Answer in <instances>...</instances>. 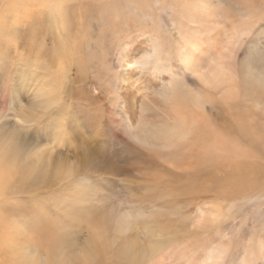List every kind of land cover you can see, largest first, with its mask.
Returning a JSON list of instances; mask_svg holds the SVG:
<instances>
[{"label":"bare ground","instance_id":"bare-ground-1","mask_svg":"<svg viewBox=\"0 0 264 264\" xmlns=\"http://www.w3.org/2000/svg\"><path fill=\"white\" fill-rule=\"evenodd\" d=\"M91 1L81 3V21L105 16V30L72 29L71 10L63 0L54 5L23 2L33 7L28 13L36 24L32 34L36 46L42 22H47L37 17L39 6L58 8L52 20L60 18L64 24L55 50L35 48L34 61L44 58V65L56 66L57 71L81 53L78 82L99 78V95L111 108L109 122L101 97L88 94L83 86L71 94L75 105H68L60 96L67 76L50 73L32 106L55 104L56 117L43 134L32 137L30 163L20 170L29 178L58 175L69 153L60 149L67 143L73 155L82 153L86 159L81 168L67 166L69 175H129L128 182L137 184L131 188L140 192L135 196L152 204H127L132 200L120 193L118 204L108 197L97 198L104 204H92V184L81 177L72 197L65 199L62 215L41 226L39 216L33 219L28 237L23 236L25 224L7 220L0 204V264H236L241 239L225 240L235 221H227L220 207L186 204L181 214L177 204L166 203L176 197L236 202L242 187L264 189V166L258 164L264 163V39L260 38L264 27L257 28L255 43L243 42V36L252 32L250 21L256 25L264 21V0H250L258 18L246 8L247 0ZM22 4L5 0L0 18L4 37L18 35L8 19L17 21L25 13ZM155 5L169 10L171 25L158 16ZM101 40L109 50L104 62L111 56L110 63L105 69L100 63L90 68L96 59L92 48ZM110 67L115 77L104 83L101 77ZM4 142L0 141V198L10 187L20 152L16 143ZM169 190L172 194L166 195ZM192 205L195 212H185ZM261 231L246 242L239 264H264V227ZM82 233L87 235L79 243ZM32 244L46 251V259L40 256L42 250L30 251Z\"/></svg>","mask_w":264,"mask_h":264},{"label":"rangeland","instance_id":"rangeland-1","mask_svg":"<svg viewBox=\"0 0 264 264\" xmlns=\"http://www.w3.org/2000/svg\"><path fill=\"white\" fill-rule=\"evenodd\" d=\"M20 1L21 3H23L22 5L24 7L25 13H21L19 15L20 17L16 19L17 21H14L15 19L13 20V17L8 19L11 26H13L11 28L16 27L19 30L18 31L16 29L18 32L15 33L18 35L14 36L13 34L14 36L13 37L12 34H9V36L4 37L5 31L3 32L4 34L3 35L2 34L3 27L0 26V29H1L0 30L1 32L0 33V141H5L6 142V143L4 142L5 144L16 143L18 146H20L19 147L20 152L17 155L18 165L14 167L16 170L13 168L14 169L13 174L9 182L10 187L6 190L4 195L1 196L0 198V204L4 206L3 208L4 214H5L4 216L6 217L7 220H10L12 223L14 221L23 222L25 224V227L23 229V232H24L23 236L28 237L26 234H29L31 231V228H33L34 226V225L33 226L30 225V224H34L33 219L36 220V218L39 216L40 220L38 222H40V226H41L43 223H45V221L51 222L52 219L54 220L55 218L54 215L55 216L56 214L62 215L63 213L62 206L63 204L66 203L65 199L67 198L69 199L70 197H72V192H75L74 185L77 184V182H79L80 179H82L81 177H83L86 181L90 182L93 186V187L91 186L92 192L89 189L90 190L89 193L91 195L94 194L95 196V200H93L94 196L92 195V199H91L93 200L92 204L93 203L100 204L101 201L97 200V198H100V197L113 198L114 201H116V204H118L119 203V200L117 199V195H119L118 193H120L125 199L128 198L132 200V201H129L127 204H152V203H148L142 198L139 199V197L135 196L136 193H140V192H136L138 191L136 187H134V189L131 188L137 184L129 183L130 180L132 179V177H130L129 175H126V174L125 175H111V174H101L100 175L98 173H94V174L90 173V174H85V175L72 173L74 175L72 174L69 175V173L66 171L67 166L71 165L73 167L78 166L79 168H81V166L86 162V159H84L85 157H81L83 156L82 153H77L78 154L77 156H75L76 154L73 155V152L70 151L67 143H65L63 149L62 148L60 149V152H62L63 154L68 151L69 153H68V156L64 158L65 161L62 160V163L64 164V168H63L64 170H62L61 173H57L58 175L53 174L51 172L45 178L44 177L35 178V176L33 177L30 176L29 178V176H25L20 170L24 168L25 165L30 163L29 161L30 160L29 158L30 146L29 145L32 140V137L35 135V133L43 134V130L46 124L47 123L53 124V121H54L53 118L56 117L55 111L57 109L56 108L57 105L55 104L49 105L50 107L41 106L38 109H36L34 104L32 106V103L36 102L35 101L36 99L38 100L37 90L39 89V87L44 86L45 82L47 80H50V75H49L50 73L51 74L53 73L54 75L63 74L67 76L64 78V81L61 82V85H63V87L66 86L65 91H64L65 93L62 94L63 92H60V96H62L64 101L66 100L65 102L68 105H71V104L73 106L75 105L76 98L71 96V94L74 92V90L81 88V87L83 88V86L86 87L84 89L86 90V92H88V94H90L89 92H92L93 94H95V96L101 97L100 95H102L100 94L99 78H94V79L88 78V80L87 78H85L83 84L78 82L82 74L81 58H80L81 53L77 52V54L68 58L67 60L69 63L66 62L67 68H64V69L57 68V71H55L56 66H53L54 68H52L51 67L52 65H50L49 63H46L47 67L44 65L43 56H42L43 60L39 59V60L34 61L33 54L35 50L37 49V47L42 51L43 50L45 51L55 50L56 45H57L56 43L59 41V38L63 36L64 24L62 23V20L60 18L56 19L58 21L52 20V16L58 13L57 10H55L58 8L51 6V8L47 9L46 6H43V7L39 6L37 8L38 11L36 10L37 17L40 20L41 19L44 20V18H46L48 23L42 22V27L40 28V31L38 33L39 43L36 46L33 43L34 35H35L33 26L35 22L33 21V19H30L32 17H30V14L28 13L31 10H33V7L30 6V4H24L23 2L24 0L23 1L20 0ZM40 1L43 2L44 4L54 5L52 3L55 0H40ZM56 1H61V0H56ZM83 1L82 0H63L62 2L63 6L71 10L72 29L74 28L78 30L80 27L83 26L82 30L84 31L85 30L91 31V29L92 31L93 30L94 31L105 30L107 28L105 27V23H106L105 21H107L105 16H101V17L97 16V18H95L94 15H91L86 18V22L84 21L85 23L81 21L79 12H80L81 3ZM214 1L216 2V0ZM241 1L244 2L243 0ZM0 2H1L0 3V18H1L2 16L1 14L3 10L5 9L4 8L5 0H0ZM89 2L91 3L92 1L89 0ZM155 2H158V0H154V3ZM226 2L229 3V1H226ZM247 3L250 6H248L245 3L246 8L249 10L251 8L250 11L252 15L254 16L256 15L255 17L258 18L259 15L255 12L253 7H251L252 6L251 1L247 0ZM41 8H44V9H41ZM156 9H157L158 16H160L163 21H165V19L167 18L168 20L167 23L171 25L172 21L169 20L170 18L168 14L170 13L169 10H167V8H163L160 6H157ZM128 13L130 12L128 11L126 13L129 18L131 17V15ZM131 13H133V11ZM234 13L235 11L232 12V14ZM126 14H125V17H126ZM57 16H59V14H57ZM233 18L236 19L237 16L234 15ZM253 20L250 21L249 23V28H251L250 30L252 32L243 36L244 41L243 40L242 41L246 44L255 43L259 39L256 36V32L259 30L257 28L264 27L263 20L261 21L260 24H257V25L255 24V22H253ZM18 21L19 23H17ZM225 21H226L227 28L230 29L231 25L229 23V20L225 19ZM160 23H161V20H160ZM46 24L48 25L51 24V25L47 26ZM260 38L264 39V34L260 36ZM107 45L108 44L106 43L102 44V40L95 43V46H93L92 49H94L96 53V57H95L96 59L95 60L92 59L90 68H93L96 66L99 67L98 63H100V65H102L104 69H105V66L108 67L111 56L109 58V61L104 62V59H105L104 54L107 56V53L109 52V50H107L108 49ZM243 48H242V51H243ZM88 70H89V67H88ZM106 72L107 74L105 73V76L101 77L104 83L107 79L109 80L115 77L114 68L110 67V70H107ZM68 93L70 94V97ZM34 96H37V97H34ZM100 100H101L100 102L104 105V108H105L104 114L106 116V120L108 121L109 120L108 115H110V112H111V108L108 107V100L105 97L104 98L101 97ZM13 132H15L16 137L11 138V135L13 134ZM85 144H83V146ZM77 151H80L79 147H77ZM54 160L56 161L57 159L54 158ZM258 164H262V166H264V163H261L260 161H258ZM107 179L109 180L110 183H112L111 185H113L112 193H110V190L106 186L108 184ZM242 186H243V183L240 184V187ZM96 187H98L99 191L95 190ZM169 194H172L170 190L166 192V195H169ZM170 198H172V196L169 197V199ZM134 199L137 202H135ZM234 201L235 200H219L218 202H216L213 200H206V202L202 203L198 201L194 202L188 198L176 197V199H172L170 203L168 202L166 204H172V203L177 204L178 207L181 208L180 209L181 214L184 212L183 210L187 208V207H184L186 206V204H206V206H208L210 210L212 208L219 209L218 207H220V211H222L224 217L228 219L227 221H235V223L230 224L229 228L226 230V232H228V237L225 240L235 242L237 238L240 236V239H241L240 252H238L235 256V263L239 264L238 262L241 259L243 252L248 247V244L250 243L249 241L251 240V238L263 234L261 230L264 227V189L263 187L257 188V186L242 187L240 188V199L236 200V202ZM103 202L101 204H104ZM256 204H262V205L259 208V207H256ZM241 207L243 209H241ZM195 208H196L195 205H192L190 206L189 210L185 212H188L189 214L194 213ZM142 211H146V210L142 209ZM36 224L37 223L35 221V226ZM86 235L87 234L85 233H82L80 235L79 243H82L85 240ZM246 242H249V243H246ZM47 247L44 249H47ZM39 250H42V252L40 253V256L46 259V251L45 250L43 251V249L39 248L37 244H32L30 248V251L32 253L38 254L37 252Z\"/></svg>","mask_w":264,"mask_h":264}]
</instances>
